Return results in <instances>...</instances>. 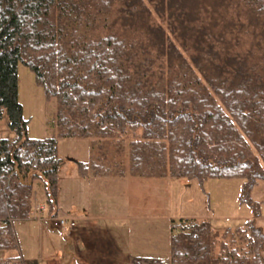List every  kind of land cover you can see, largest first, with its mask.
Wrapping results in <instances>:
<instances>
[{
  "label": "trees",
  "instance_id": "obj_1",
  "mask_svg": "<svg viewBox=\"0 0 264 264\" xmlns=\"http://www.w3.org/2000/svg\"><path fill=\"white\" fill-rule=\"evenodd\" d=\"M57 102L59 139L87 140L82 177L244 179L254 218L173 224L171 259L132 264H264V0H0V259L16 264L12 225L34 185L52 207L58 139H33L18 65ZM13 220V222L9 221ZM222 231V232H220ZM13 262V263H11Z\"/></svg>",
  "mask_w": 264,
  "mask_h": 264
},
{
  "label": "crops",
  "instance_id": "obj_2",
  "mask_svg": "<svg viewBox=\"0 0 264 264\" xmlns=\"http://www.w3.org/2000/svg\"><path fill=\"white\" fill-rule=\"evenodd\" d=\"M85 141L87 145L84 148L90 149L89 141ZM81 148V146L78 147V149ZM59 154L64 161L58 172L57 201L51 207L47 203L43 183L37 188L34 185L32 210L37 205H44L46 210L42 214L43 219H35L31 210L27 219L15 220L12 224L19 243L18 251L13 253L14 256L19 257V260L14 261L16 264H26L19 237L21 232L26 241H36L37 254L47 264H103V262L117 264L119 259H122L125 264H132L134 258L170 261L173 223L171 224L170 252L168 261H165L161 257L154 256L155 252L161 250V246L154 241L155 226L150 225L149 216L134 215L132 210L135 209V205L126 199L125 192L130 182L134 184V180L138 178L134 176L82 177L79 172V162L89 160L90 150L85 161H74L61 155L60 152ZM150 185L151 182H147V186ZM65 215L76 219L75 229L67 230L53 226L52 217ZM130 221H133L134 228ZM133 229L136 230L137 237L135 246L130 241ZM122 232L126 235L122 248L115 245L113 247L103 240V235L108 233L112 241H115V236ZM149 234L152 239L146 241L145 238ZM6 257L0 259V264L9 262Z\"/></svg>",
  "mask_w": 264,
  "mask_h": 264
},
{
  "label": "rangeland",
  "instance_id": "obj_3",
  "mask_svg": "<svg viewBox=\"0 0 264 264\" xmlns=\"http://www.w3.org/2000/svg\"><path fill=\"white\" fill-rule=\"evenodd\" d=\"M18 77V98L23 106L24 118L28 122V136L33 139L56 138L61 155L74 161H85L90 150L84 148L87 145L85 140L58 138L56 100L46 98L44 90L36 83L34 73L23 63L18 65ZM0 136H10L6 128V120L0 121ZM79 146L82 148L78 149ZM126 170L125 177L132 176L127 165ZM135 178L138 179L134 180V184L130 182L125 192L126 199L135 205V209L132 210L134 215L149 216L150 225L155 226L154 241L161 246V250L155 252L154 256L161 257L165 261H168L170 252L172 223L177 224L180 220L208 219L215 228L224 229L241 226L247 219L254 218L253 206L241 201L244 179H207L201 184L197 179L188 178H148L149 180L136 176ZM147 182H151V185L147 186ZM41 183L38 181L35 184L36 188ZM252 199L262 203L261 216L257 220L264 228V181L255 188ZM130 223L134 228L133 221ZM135 232L136 230L133 229V234L130 235L133 246L137 241ZM110 236L108 233L103 235L105 243H110L113 247L114 245L118 248L124 247L125 232L115 236V241H112ZM19 237L26 264H47L44 259L39 258L35 240L26 241L22 232L19 233ZM150 239L152 237L149 234L145 240ZM103 264L112 263L103 262ZM117 264L125 263L119 259Z\"/></svg>",
  "mask_w": 264,
  "mask_h": 264
},
{
  "label": "built area",
  "instance_id": "obj_4",
  "mask_svg": "<svg viewBox=\"0 0 264 264\" xmlns=\"http://www.w3.org/2000/svg\"><path fill=\"white\" fill-rule=\"evenodd\" d=\"M2 156L0 155V159ZM46 207L44 205H37L35 208L32 210V216L38 220L43 219L42 214L45 212ZM10 222L13 220H9ZM51 222L55 228H60V229H67V230H73L77 226L76 219L71 217V216H56L51 218ZM7 224V221L5 220H0V226H4Z\"/></svg>",
  "mask_w": 264,
  "mask_h": 264
}]
</instances>
